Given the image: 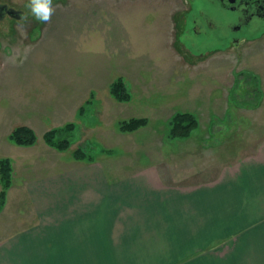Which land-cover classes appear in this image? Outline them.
Masks as SVG:
<instances>
[{"label": "rangeland", "instance_id": "obj_1", "mask_svg": "<svg viewBox=\"0 0 264 264\" xmlns=\"http://www.w3.org/2000/svg\"><path fill=\"white\" fill-rule=\"evenodd\" d=\"M55 9L45 28L29 24L31 15L9 31L0 28V159H11L14 168V189L0 212V250L17 245L19 231L51 226L41 204L50 200H29L28 193L74 163L100 165L106 180L136 174L168 186L210 188L212 200H196L207 206L229 192L236 196L230 186L237 187L244 165L264 148V37L237 46L190 43L179 29L184 0H64ZM120 77L130 102L110 93ZM179 112L196 115L199 126L190 138L171 140L170 120ZM132 118L149 125L122 133L120 123ZM71 123L67 151L46 144L45 133ZM21 126L33 127L35 146L12 142ZM78 150L84 160L75 158ZM237 211H215L211 229H228L230 236L201 250V262L216 255L236 263Z\"/></svg>", "mask_w": 264, "mask_h": 264}, {"label": "crops", "instance_id": "obj_2", "mask_svg": "<svg viewBox=\"0 0 264 264\" xmlns=\"http://www.w3.org/2000/svg\"><path fill=\"white\" fill-rule=\"evenodd\" d=\"M81 102L74 105L75 111ZM68 166V171L56 170L61 174L47 176L41 181L45 184L28 193L29 200H50L48 207L45 201L41 204L51 226L19 231L18 244L0 250V264H264V148L243 166L237 187L230 186L236 196L229 192L208 206L196 200H212L210 188L168 186L159 179H138L136 174L117 181L110 175L106 180L100 165ZM112 183L122 186L111 188ZM117 193L126 200H113ZM232 206L238 209L232 217L242 229L235 245L236 263L216 255L201 262V250L212 248L213 240L225 234L230 236L228 229H211L210 224L216 212L222 215ZM48 251L61 255L47 257Z\"/></svg>", "mask_w": 264, "mask_h": 264}, {"label": "flooded vegetation", "instance_id": "obj_3", "mask_svg": "<svg viewBox=\"0 0 264 264\" xmlns=\"http://www.w3.org/2000/svg\"><path fill=\"white\" fill-rule=\"evenodd\" d=\"M64 0H53L58 7ZM188 9L180 14L179 28L188 42L237 46L264 37V0H184ZM28 0H0V28L26 23ZM30 15V14H29ZM40 23L34 18L29 22ZM45 28L48 23H41ZM41 26V27H42ZM175 37V36H174Z\"/></svg>", "mask_w": 264, "mask_h": 264}, {"label": "trees", "instance_id": "obj_4", "mask_svg": "<svg viewBox=\"0 0 264 264\" xmlns=\"http://www.w3.org/2000/svg\"><path fill=\"white\" fill-rule=\"evenodd\" d=\"M110 93L118 102H130L132 94L128 89L125 80L120 77L110 86ZM85 109L79 110L80 114H84ZM149 125L146 118H132L120 123V131L125 134H133L140 129ZM199 120L192 113L179 112L170 120V139L181 140L190 138L193 132L198 128ZM76 129L73 123L67 124L62 128H55L44 135L46 144L57 151H67L72 145L69 139L70 135ZM12 142L19 147H33L38 141L35 131L27 126L16 128L11 135ZM77 160H84L85 155L81 150L76 152ZM14 168L13 162L9 158L0 159V212L3 211L10 189L13 187Z\"/></svg>", "mask_w": 264, "mask_h": 264}, {"label": "clouds", "instance_id": "obj_5", "mask_svg": "<svg viewBox=\"0 0 264 264\" xmlns=\"http://www.w3.org/2000/svg\"><path fill=\"white\" fill-rule=\"evenodd\" d=\"M25 7L29 12L22 15V20H27L30 14L40 23H49L56 9L53 7V0H28Z\"/></svg>", "mask_w": 264, "mask_h": 264}]
</instances>
